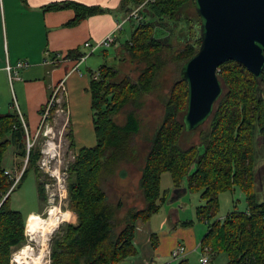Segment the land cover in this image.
I'll return each mask as SVG.
<instances>
[{
    "label": "trees",
    "instance_id": "trees-1",
    "mask_svg": "<svg viewBox=\"0 0 264 264\" xmlns=\"http://www.w3.org/2000/svg\"><path fill=\"white\" fill-rule=\"evenodd\" d=\"M192 6L196 9L194 0H121L120 7L129 15V20H138L130 36L121 44L134 60L144 62L145 67L136 80L129 76L118 80L119 69L106 62L97 71L90 70L89 91L97 143L76 149L73 130L67 133L71 148L77 151L69 168L68 190L69 207L77 215L78 222L64 224L53 238L51 264H117L136 253L134 238L140 222L147 223L165 201L166 191L161 188L165 172L171 174L174 186L180 191L200 192L204 200L196 207L197 219L208 224L201 240L203 253L206 248H210L212 254L225 252L228 264H264V198L258 200L255 189L259 178L255 168L257 134L264 149V97L259 85V81H264V69L259 78H254L236 61L223 63L219 75L227 90L217 102L207 127H199L200 143L188 149L181 148L182 135L188 132L183 122L188 86L180 70L201 44V21L197 14L190 16ZM44 9H73L75 16L67 22L68 26H76L87 17L106 12L102 5L76 0L54 1ZM135 9H138L137 15L132 14ZM182 16L187 19V24H183L187 26L182 29L184 45L174 50L173 28L166 22L178 25ZM120 31L123 34V29ZM159 31L163 32L159 34ZM117 41L119 36L111 45ZM104 48L107 51V47ZM84 54L78 48L70 50L66 58L79 59ZM168 60L180 66V75L165 103L163 121L152 137L142 168L140 186L146 206L130 210L125 226L117 230L116 208L108 201L102 187V174L106 168L112 171L113 165L122 158L138 155L134 139L139 123L133 114L125 124H119L115 117L129 104L141 107L140 98L157 90L159 73ZM95 72L99 73L98 78L94 77ZM10 145L21 159L18 163L25 162L27 132L15 106L12 111L0 114V264H11L13 247L26 240L27 218L11 207L10 198L28 172H35L40 199L43 202L47 199L44 187L47 175L38 165L40 148L30 150L27 166L13 188L15 180L6 173L4 166V156ZM260 171L264 187V165ZM185 180L186 189L182 188ZM235 187L243 192L246 209H232L223 219H216L220 194ZM194 222L187 220L183 225L190 226ZM151 239L157 247L158 235L152 233ZM179 264H188V261L182 259Z\"/></svg>",
    "mask_w": 264,
    "mask_h": 264
},
{
    "label": "rangeland",
    "instance_id": "rangeland-1",
    "mask_svg": "<svg viewBox=\"0 0 264 264\" xmlns=\"http://www.w3.org/2000/svg\"><path fill=\"white\" fill-rule=\"evenodd\" d=\"M103 7L106 8V12L104 14H112L113 16H115V19H118V22L120 23L119 27H122L123 34L120 30L117 32L119 41H117L115 45L107 47V51H104L103 49L106 48L103 47L94 54L89 55V52H91V48L87 49V47H84L86 48L85 52L89 55L86 59L90 57V60L88 59L86 61L85 59L82 63H80L82 64L80 69L88 76V79H90V71L86 68L87 64L91 62L89 64H91L92 70L97 71L100 65L106 62L108 64L114 65L119 69L120 75L118 77V80H121L126 76H129L132 79L136 80L138 79L140 72L145 67V63L134 60L121 43L130 36V33L134 26L137 25L138 20L136 18H134L133 21L129 20V15L124 10H122L121 7L115 8L111 5H106ZM190 12V16L196 17L197 11L193 6L192 10L190 9ZM166 23L168 24V26L173 28V31L171 33V40L173 42L172 48L174 50L182 48L184 45V33L182 32V29H185V27L187 26H183V24H187V19L185 18V16H182L181 21H179L178 25H175L172 22ZM161 32L163 31H159V34H161ZM179 69L180 66L176 62L168 60V63L159 73L157 90L153 93L143 95L140 98V101L142 103L141 107H136L132 104H129L115 117L119 124H125L128 120L129 115L133 114V116L139 123V132L134 139V145L137 148L138 155L134 158H122L120 161L113 165L112 171H109L106 168L104 169V172L102 174V186L107 192L110 201H112L113 205L116 208L115 221L117 224V230H121L122 227L125 226V218L130 210L142 208L145 205L143 190L140 186L142 168L145 164V157L151 146L152 137L163 121L166 109L165 103L170 95L175 79L180 75ZM220 79L225 85L224 79L221 76ZM259 85L262 89V95L264 97V81H259ZM225 90H227L226 86ZM88 93H90L89 89ZM61 106L64 108L63 104H61ZM65 113L66 110L64 108V112L62 114ZM90 114L92 116V111L90 112ZM56 118H58V116ZM66 121L67 120H64L62 117L56 120L54 132L57 134V137L60 136L61 129L64 128ZM207 125L208 122L202 125L201 128H206ZM201 128H198L194 131L188 130L187 133L183 134L180 142L181 148L188 149L192 144H199L201 139ZM70 129L71 127H68V125H66L64 129L62 148L60 149L61 158L64 162H68L72 159L71 156L74 151V148H71L70 140L67 136V133ZM93 139L94 143L91 146L96 143L95 136H93ZM41 142H43V139L39 140V143ZM255 145L258 152L255 168L257 171H259L257 177L259 176L260 178V170L264 165V149H262V140L258 136V134L256 137ZM81 147H85V144H81L80 146L76 145V149H79ZM18 159L21 160L16 154L15 147L13 145H10L4 156V166L8 170H16L17 166H19L18 170H22V168L24 169L26 162L22 161V163H17L16 160ZM20 165L22 166L20 167ZM258 184L259 182L255 185V189H258L260 187ZM186 186L187 181L185 180L182 183V188L186 189ZM53 188L55 190V186ZM161 188L166 192L165 201L160 211L154 214L149 222H140V226L150 227L151 225L152 229H154L153 232H156V234L159 236L158 242L161 244V247L163 249L162 259H166L168 261H166L165 264H178L179 261H181V259H185L184 257L186 256L188 264H201L200 258L202 257L203 253L201 249V240L208 230V224L199 221L196 217L197 205L204 203V200H202L200 197V192H182V196L175 200L181 192H178L179 188H176L174 186L171 174L169 172L163 173ZM263 198L264 196L257 192V199L261 200ZM10 201L11 207L15 210H19L25 218H27L29 214H32L33 212H35L33 213V215L43 212L47 215L49 210H57L60 205L59 202H57L56 204H50L47 199L44 202L40 199V196L38 194V180L33 171L28 172L23 182L16 188L14 192H12ZM67 204L68 205L65 206V202H62V209H65L66 207L70 209L69 200H67ZM181 206L182 209H180ZM176 209L179 210V215L182 219V222L187 220H194L195 222L193 223V225L184 226L182 223V227L181 225H178V227L175 229L173 221L175 218L174 215L176 214ZM232 209H246L245 196L238 187H235L232 191H225L220 194V210L216 216V219H223ZM168 218L170 219V223H172V225L169 224L167 225L169 226V228L166 227L164 230H161L162 223L165 220H168ZM40 220L41 219H37L36 221L34 220V225L32 224L33 228L31 227L32 230L34 228H37ZM67 221V223L77 222V215L72 210L70 211V218ZM51 222V224L57 223L55 218L52 219ZM60 230L61 227L56 231V233H58ZM147 230H149L148 227L147 229H144V231ZM138 232L139 229H137L136 235L138 234ZM173 232L174 236L176 235V233L179 237L180 235H182V239L180 240H182V242L184 243H182V245L186 247V254L185 256L177 259L171 256L173 259L171 258L169 261L170 257L167 250L171 245H169L170 240L168 239V237L172 236ZM13 249H15V247H13ZM28 249L29 247H25L23 251H27ZM207 255L210 258L209 264H228V256L225 252L214 255L212 254V252H210ZM158 262H161L160 259H157V263ZM157 263L155 261L153 262V264Z\"/></svg>",
    "mask_w": 264,
    "mask_h": 264
},
{
    "label": "crops",
    "instance_id": "crops-1",
    "mask_svg": "<svg viewBox=\"0 0 264 264\" xmlns=\"http://www.w3.org/2000/svg\"><path fill=\"white\" fill-rule=\"evenodd\" d=\"M54 1L61 0H0V114L12 111L16 101L25 118L29 136H34L42 120L43 105L49 99L55 85L63 79L66 82L67 91L61 104L64 105L66 113L58 118L68 120V127L73 130L75 146L85 144L91 147L94 143L93 136L96 143L97 138L95 129L93 130V112L92 116L90 114L92 111V96L88 93L90 79L80 69L82 64L75 68L76 60L66 58V55L70 50L78 48L86 53L84 47L91 48L89 53L94 54L105 46L98 47L92 52L94 47L108 36L117 38V32L122 27H119L118 19H115L112 14H96L87 17L76 26H68L67 22L74 18L75 12L72 9L51 11L44 9L46 5ZM76 1L92 5H111L115 8L120 7L121 3V0ZM87 42H90L91 46H86ZM88 59L90 60V57ZM19 62H27V65L15 68L16 73L11 76L7 66H16ZM89 63L86 68L90 71L92 68ZM19 161V159L16 160L17 163ZM258 182L260 187L256 188V191L264 196L260 178H257L256 184ZM107 197L113 204L108 194ZM180 197L178 195L176 198ZM144 202L145 205L138 209L145 208V198ZM174 216V228L176 229L178 225L182 227L183 222L178 209ZM169 224L172 225L168 218L162 223L161 230L169 228L167 226ZM147 227L149 230L144 231ZM138 229L139 232L134 238L136 253L117 264H153L154 261L157 263V259L161 261L157 264H165L167 260L162 259L161 244L158 242L157 247L153 245L151 234L154 233V229L151 225L149 227L139 224ZM176 236L177 233L174 236L173 232L172 236L168 237L169 245H171L167 250L169 261L172 258V251L183 243L180 240L182 235ZM204 254L202 253V256Z\"/></svg>",
    "mask_w": 264,
    "mask_h": 264
},
{
    "label": "water",
    "instance_id": "water-1",
    "mask_svg": "<svg viewBox=\"0 0 264 264\" xmlns=\"http://www.w3.org/2000/svg\"><path fill=\"white\" fill-rule=\"evenodd\" d=\"M194 1L201 21V44L180 70L188 86L183 122L193 131L209 121L224 94L219 75L223 63L236 61L254 78L264 69V0Z\"/></svg>",
    "mask_w": 264,
    "mask_h": 264
},
{
    "label": "built area",
    "instance_id": "built-area-1",
    "mask_svg": "<svg viewBox=\"0 0 264 264\" xmlns=\"http://www.w3.org/2000/svg\"><path fill=\"white\" fill-rule=\"evenodd\" d=\"M139 9V8H138ZM138 9H135L132 14L137 15ZM115 40L114 36H108L104 39L100 44L93 48L92 52H94L98 47H109ZM86 46H91L90 42L86 43ZM90 55V54H89ZM85 53L79 59L76 60L75 68H78L80 63H82L88 56ZM27 65V62H19L16 66L8 65V71L10 72L11 76H14L16 73L15 68L17 67H24ZM95 78L99 77V73L95 72ZM67 85L66 82L62 79L60 80L54 87L52 94L50 95L49 99L45 103L44 107H42L41 115L42 120L37 131V134L34 136H29L27 125L25 118L20 111V108L15 101L16 109L18 110L23 125L26 128L27 132V149H28V156L25 159V167L28 163L29 152L34 147H39L41 156L38 161L39 168L42 172L47 175V180L44 182L45 192L47 194V200L50 204H56L57 202L60 203L59 208L57 210H49L48 214L46 213H37L38 217L42 218L43 221H48L52 223V219L57 217L59 220L56 224H51L49 227V231L44 235V232H40V226L34 228L33 230H29L28 228V221L30 217H27L26 227H25V242L15 247L11 253V264H18L19 262L15 259L17 254H22L23 249L25 247H30L33 252L34 256H38V260L36 261L33 256H24V264H51L52 263V242L53 238L56 236V231L60 229L65 223H67L68 219L70 218V209L66 207L62 209V202H65V206H67V200H69V192H68V179H69V168L70 164L74 161L76 157V149H73L72 159L68 162H64L61 158V151L62 143H63V135L64 129L66 125H68V120L65 122V126L61 129L60 136L57 137V134L54 132L55 127V120L56 115L59 116L64 112V108L61 106V100L63 96L66 94ZM14 105V106H15ZM43 139V142L39 143V140ZM39 145V146H37ZM24 167V169H25ZM22 168V170L24 171ZM18 170H8L6 171L14 180L15 183L13 188L19 182L23 171ZM55 186V190L54 187ZM12 188V189H13ZM11 189V190H12ZM35 213V212H34ZM56 233V234H55ZM55 234V235H54ZM185 246L180 245L176 249L172 251V257L177 259L183 257L185 253ZM210 248H206L205 254L201 257L200 261L201 264H209L210 258L207 255L210 253Z\"/></svg>",
    "mask_w": 264,
    "mask_h": 264
},
{
    "label": "bare ground",
    "instance_id": "bare-ground-1",
    "mask_svg": "<svg viewBox=\"0 0 264 264\" xmlns=\"http://www.w3.org/2000/svg\"><path fill=\"white\" fill-rule=\"evenodd\" d=\"M213 115V114H212ZM212 117V116H211ZM186 129V128H185ZM186 130H188V129H186ZM37 219H41L40 221H39V224L37 225V227H39L40 228V232H44V235L49 231V229H50V225H51V223H49L48 221H43L42 220V218L40 217H38V215L37 214H35V215H32L31 216V218H30V220H29V230H32L31 229V227L33 228V226H32V224H33V222H34V220L36 221ZM54 219V218H53ZM55 219H56V221H58V219H57V217H55ZM34 225V224H33ZM180 245H182V244H180ZM179 245V246H180ZM179 246H177V247H179ZM184 246V245H183ZM176 247V248H177ZM175 248V249H176ZM185 249H186V247H185ZM185 254H186V250H185V253H184V255L183 256H185ZM25 255H28V256H33L34 258H32V260H38V256L36 255V256H34V252H33V250L29 247V249L27 250V251H23L22 252V254H17L16 255V260L19 262L18 264H24V256Z\"/></svg>",
    "mask_w": 264,
    "mask_h": 264
}]
</instances>
